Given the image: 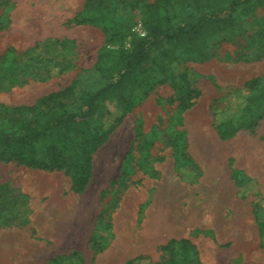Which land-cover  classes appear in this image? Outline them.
<instances>
[{
	"label": "rangeland",
	"instance_id": "374dc122",
	"mask_svg": "<svg viewBox=\"0 0 264 264\" xmlns=\"http://www.w3.org/2000/svg\"><path fill=\"white\" fill-rule=\"evenodd\" d=\"M84 2L0 0V57H11L17 65L19 58L34 59L18 77L22 81L0 88V105L33 107L63 92L27 112L24 117L32 122L39 110L78 109L86 94L106 81L97 68L104 27L70 22ZM234 15L235 32L209 38L205 60L194 59L184 47L175 49V58L163 49L154 51L163 64L159 73L168 80L143 97L148 78L137 77L132 92L138 101L93 153L92 177L84 191L74 190L71 165L50 171L0 160V186L7 190L0 196V264H47L57 255L74 262L81 257L85 264H125L129 259L154 264L164 260L163 245L182 238L196 245L202 264H264V117L229 139H221L216 128L218 117L228 116L235 103L251 95L259 96L252 108L264 110L259 32L264 8H256L254 16L239 8ZM107 16L130 28L112 46L115 50L130 48L139 34L136 27L147 31L142 9L118 6L107 9ZM65 65L69 68L60 71ZM257 78L252 88L249 81ZM185 80L195 91L181 110L178 91L186 87ZM98 110L96 126L108 129L121 105L102 102ZM107 157L114 163L110 173L102 168ZM18 191L25 204L16 197ZM173 218L183 220L184 230H167ZM93 237L103 247L96 255Z\"/></svg>",
	"mask_w": 264,
	"mask_h": 264
},
{
	"label": "trees",
	"instance_id": "16d2710c",
	"mask_svg": "<svg viewBox=\"0 0 264 264\" xmlns=\"http://www.w3.org/2000/svg\"><path fill=\"white\" fill-rule=\"evenodd\" d=\"M118 6L130 10L142 9L145 14L146 34H137L129 49L112 48L128 36L130 29L112 16H107V9ZM258 7L264 8V0H157L156 3L147 0H85L83 9L70 22L100 24L104 27L106 40L100 49L97 68L106 81L87 93L78 109L68 110L60 106L45 113L39 110V116L32 122L25 119L27 112L56 101L63 92L47 95L33 107L0 105V160L16 161L50 171L63 170L71 165L73 188L76 192L84 191L92 177L93 153L107 140L114 127L123 122L127 112L138 101L132 92L137 77L148 78V82L143 84V97L157 83L168 80L165 74L159 73L163 64L157 62L154 51L163 49L166 56L175 58V49L184 47L194 59L205 60L209 57L207 40L220 33L232 35L236 25L234 13L239 8L248 9L254 16ZM259 21L260 37L264 40V15ZM66 43V40L60 42L62 46ZM109 58L113 59L108 61ZM19 60L20 65H17L10 63L11 57H0V88L7 89L22 81L18 77L26 73L34 59L29 62ZM68 68V65L62 66L60 71ZM259 81V78L250 80L249 85L254 88ZM185 84L186 87L178 91L181 110L186 109L195 91L187 80ZM258 99L259 96L251 95L243 102L235 103L234 111L228 116L217 118L216 128L221 139H229L239 130L258 124L264 117V110L258 112L252 108ZM113 100L121 105L113 126L108 129L96 126L101 103ZM18 116L20 125L16 121ZM56 134L59 139H56ZM125 176L126 172L122 171V183H125ZM4 191H7L6 188L0 186V196ZM16 197H22L21 202L26 203L21 192L18 191ZM104 214L102 211L101 216ZM92 241L96 255L103 247L97 245L95 237ZM161 249L164 260L154 264H202L196 245L188 238L171 239ZM78 259V262H74L71 256L57 255L47 264H85L83 258ZM125 264L140 263L136 259H129Z\"/></svg>",
	"mask_w": 264,
	"mask_h": 264
},
{
	"label": "bare ground",
	"instance_id": "6f19581e",
	"mask_svg": "<svg viewBox=\"0 0 264 264\" xmlns=\"http://www.w3.org/2000/svg\"><path fill=\"white\" fill-rule=\"evenodd\" d=\"M199 128V127H198ZM221 147V146H220ZM247 147H248V145H247ZM117 148V147H116ZM204 148V147H203ZM246 148V147H245ZM113 149H114V147H113ZM115 150H117V149H115ZM250 150V149H249ZM111 151H113V150H111ZM250 153V152H249ZM209 158V157H208ZM116 160V159H115ZM248 160H251V156H249V158H248ZM211 161V160H210ZM104 165H103V172H105V173H110L111 171H112V169H113V165H114V163H113V160L111 159V157L110 158H108L107 157V159H105V161H104V163H103ZM207 164V163H206ZM253 166H254V164H253ZM253 168V167H252ZM214 171H215V169H213V172L212 173H214ZM219 171V170H218ZM218 175V174H217ZM216 181V180H215ZM217 183V182H216ZM219 183V182H218ZM165 184V183H164ZM169 184V183H168ZM167 184V185H168ZM216 185V184H215ZM166 186V185H165ZM212 190V189H211ZM215 191V190H214ZM212 192H213V190H212ZM206 193V192H205ZM225 193V192H224ZM169 194H170V192H169ZM168 194V195H169ZM217 194V193H216ZM203 195H204V193H203ZM208 195V194H207ZM215 195V194H214ZM222 195V194H221ZM206 196V195H205ZM86 197V196H85ZM169 197V196H168ZM207 197V196H206ZM209 197V196H208ZM214 197V196H213ZM212 198V197H211ZM86 199V198H85ZM169 199V198H168ZM226 199V198H225ZM215 200H216V198H215ZM92 201V200H91ZM83 202V201H82ZM90 202V201H89ZM88 202V203H89ZM159 202H161V201H159ZM163 202V201H162ZM202 202V201H201ZM83 203H85V202H83ZM207 203V202H206ZM219 203V202H218ZM194 205V204H193ZM201 205V204H200ZM199 205V206H200ZM76 206V205H75ZM198 206V205H197ZM207 206V205H206ZM82 207V206H81ZM208 207V206H207ZM78 208V207H77ZM160 208V207H159ZM211 208V207H210ZM197 210H198V208H196ZM165 210V209H164ZM175 210V209H174ZM195 210V209H194ZM161 211H163V210H161ZM160 211V212H161ZM178 211V210H177ZM208 211V210H207ZM214 211V210H213ZM192 212H194V211H192ZM191 212V213H192ZM199 212V211H198ZM204 212V211H203ZM151 213V212H150ZM165 213V212H164ZM190 213V212H189ZM202 213V212H201ZM207 213V212H206ZM209 213V212H208ZM159 214V213H158ZM157 214V215H158ZM161 214V213H160ZM176 214V213H175ZM186 214V213H185ZM184 214V215H185ZM188 214V213H187ZM205 214V213H204ZM212 214H214V213H212ZM165 215V214H164ZM178 215V214H177ZM203 215V214H202ZM128 216V215H127ZM161 216V215H160ZM170 216V215H169ZM168 216V217H169ZM183 216V215H182ZM162 217V216H161ZM160 217V218H161ZM171 217V216H170ZM190 217V216H189ZM213 217V216H212ZM215 217V216H214ZM84 218V217H83ZM158 218V217H157ZM180 218V217H179ZM164 219V218H163ZM182 219H183V217H182ZM181 219V220H182ZM204 219V218H203ZM209 219V218H208ZM43 220V219H42ZM76 220V219H75ZM180 220V221H181ZM179 221V219L178 218H173L171 221H170V223H169V225H168V227H167V230L169 231V232H180L181 231V229H183V226L185 225L184 224V222H180ZM183 221V220H182ZM49 222V221H48ZM161 222V221H160ZM216 222V221H215ZM155 223V222H154ZM153 223V224H154ZM186 223H187V221H186ZM83 224V223H82ZM152 224V225H153ZM159 224V223H158ZM161 224V223H160ZM159 224V225H160ZM225 224V223H224ZM126 225V224H125ZM165 225V224H164ZM163 225V226H164ZM67 226V225H66ZM166 226V225H165ZM226 226H227V224H226ZM157 226H155V224H154V231L156 230L157 231V228H156ZM188 227V226H187ZM127 228V227H126ZM159 228V227H158ZM226 228V227H225ZM184 230V229H183ZM149 232V231H148ZM55 233H57V232H55ZM62 234V233H61ZM9 235V234H8ZM160 235V234H159ZM59 236V235H58ZM134 240V239H133ZM6 249V248H5Z\"/></svg>",
	"mask_w": 264,
	"mask_h": 264
},
{
	"label": "built area",
	"instance_id": "2783aa9c",
	"mask_svg": "<svg viewBox=\"0 0 264 264\" xmlns=\"http://www.w3.org/2000/svg\"><path fill=\"white\" fill-rule=\"evenodd\" d=\"M135 29H137L139 35H145L146 34V32L141 30V28H139V27H136Z\"/></svg>",
	"mask_w": 264,
	"mask_h": 264
}]
</instances>
